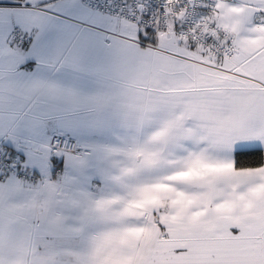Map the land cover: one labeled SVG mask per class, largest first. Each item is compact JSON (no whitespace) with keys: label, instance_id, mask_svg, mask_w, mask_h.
Returning a JSON list of instances; mask_svg holds the SVG:
<instances>
[{"label":"snow or ice","instance_id":"obj_1","mask_svg":"<svg viewBox=\"0 0 264 264\" xmlns=\"http://www.w3.org/2000/svg\"><path fill=\"white\" fill-rule=\"evenodd\" d=\"M0 264H264V0H0Z\"/></svg>","mask_w":264,"mask_h":264}]
</instances>
